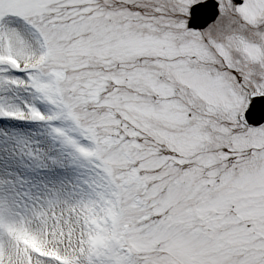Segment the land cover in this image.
Returning <instances> with one entry per match:
<instances>
[{"label": "snow or ice", "instance_id": "snow-or-ice-1", "mask_svg": "<svg viewBox=\"0 0 264 264\" xmlns=\"http://www.w3.org/2000/svg\"><path fill=\"white\" fill-rule=\"evenodd\" d=\"M0 264H264V0H0Z\"/></svg>", "mask_w": 264, "mask_h": 264}]
</instances>
